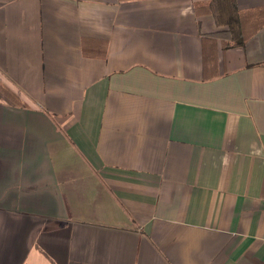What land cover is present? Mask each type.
Here are the masks:
<instances>
[{
	"label": "crops",
	"instance_id": "crops-1",
	"mask_svg": "<svg viewBox=\"0 0 264 264\" xmlns=\"http://www.w3.org/2000/svg\"><path fill=\"white\" fill-rule=\"evenodd\" d=\"M211 2L0 0V264H264V25Z\"/></svg>",
	"mask_w": 264,
	"mask_h": 264
},
{
	"label": "trees",
	"instance_id": "trees-1",
	"mask_svg": "<svg viewBox=\"0 0 264 264\" xmlns=\"http://www.w3.org/2000/svg\"><path fill=\"white\" fill-rule=\"evenodd\" d=\"M233 6L234 13L236 14V5L234 0H213V2L208 3V11L210 14L214 15L217 20V23L221 25L229 26V32L224 34H218L214 37L218 38H226L230 37L233 41L235 46H243L245 44V39L250 38L254 35L257 31H259L264 25V16L258 15V18L255 20L247 19L248 14L240 13L236 14L233 17L228 10ZM262 18V19H261ZM247 31L250 34L247 35ZM231 45H227L226 48L230 47Z\"/></svg>",
	"mask_w": 264,
	"mask_h": 264
}]
</instances>
